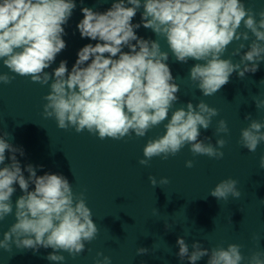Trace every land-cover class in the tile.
I'll return each instance as SVG.
<instances>
[{
  "label": "clouds",
  "instance_id": "obj_1",
  "mask_svg": "<svg viewBox=\"0 0 264 264\" xmlns=\"http://www.w3.org/2000/svg\"><path fill=\"white\" fill-rule=\"evenodd\" d=\"M76 7L75 0H0V61L9 72L49 87L43 97V117L54 119L61 130H86L101 140L117 141L133 134L145 137L163 123L164 134L149 139L143 148L144 158L138 161L143 166L154 157H174L186 145L194 156L222 159L224 152L220 149L226 145L225 139H217L215 146L210 137L200 139V129H209L212 119L219 115L218 109L200 100L173 110L180 87L167 63L169 51L179 63L197 61L189 69L188 78L204 97L213 96L230 82L234 72L244 78L246 73H256L264 61V10L257 13L246 8L242 0H114L103 12L82 7L83 18L77 29L81 38L97 42L78 50L70 71L67 61L61 60L49 73L45 70L67 47L64 26ZM141 8V22L134 24ZM241 25L246 31H238ZM141 26L164 38L169 51H163L157 39L139 37L136 30ZM249 33L254 39L247 51L241 55L245 44L240 43L231 52V56L240 57L238 63L223 58L233 41H248ZM15 75L0 73V83L10 84ZM253 99L257 109H264V100ZM245 119L250 123L241 129L239 143L255 153L264 142V122L252 119L250 114ZM221 133H229L223 119L214 132L216 136ZM9 138L7 132L0 134V165H4L0 167V222L14 215V223L3 232L0 249L11 252L15 245L35 253L51 248L46 257L49 261H64L61 253L65 252L75 258L99 233L84 192H74L62 174L38 176L36 168L42 165L28 164L25 178L16 155L24 156V151ZM6 152L11 153L9 164H5ZM185 167L192 168L193 161H186ZM259 167L264 169V155ZM148 179L153 188L170 183L167 177ZM16 184L23 195L13 206ZM30 184L34 190H29ZM237 185L233 178L221 180L209 195L225 203L229 197L240 199ZM229 222L232 224L231 216ZM165 228L170 229L167 224ZM252 239L259 249V235L254 234ZM176 243L178 257L181 261L187 258L189 264H197L204 257H208L207 264H242L245 260L247 264H264V250L252 251L246 258L243 246L237 243L209 249L196 241L191 252L183 237ZM148 252L147 248H138L136 255ZM96 264H111V258L104 256Z\"/></svg>",
  "mask_w": 264,
  "mask_h": 264
}]
</instances>
